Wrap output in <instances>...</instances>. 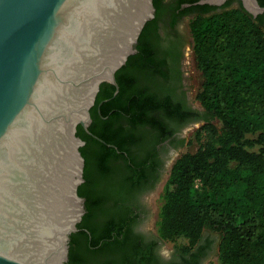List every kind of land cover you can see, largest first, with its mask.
Returning <instances> with one entry per match:
<instances>
[{
    "label": "trees",
    "instance_id": "trees-1",
    "mask_svg": "<svg viewBox=\"0 0 264 264\" xmlns=\"http://www.w3.org/2000/svg\"><path fill=\"white\" fill-rule=\"evenodd\" d=\"M196 1H184L189 3L184 11L198 12L189 21V29L201 77L196 99L204 110V122L193 136L201 142L197 150L182 153L172 164L156 229L163 240L184 239L179 244L183 251L210 230L218 235L217 264H264L263 18L253 17L241 3L230 7L231 0L220 8ZM159 2L153 0L154 18ZM258 2L264 6V0ZM153 20L145 23L139 35L138 53L115 72L118 93L112 97L115 87L101 83L90 108L88 134L77 127V135L88 141V151L86 146L80 148L84 181L78 186L85 213L78 230L70 235L67 264H145L118 239L121 225L115 220V205H105L106 198L113 196L106 150L109 145L120 148L121 143L117 132L109 128V111L125 115L136 104L133 95L129 100L123 98L120 73L134 59L147 58L146 41ZM235 186L241 187L237 194Z\"/></svg>",
    "mask_w": 264,
    "mask_h": 264
},
{
    "label": "water",
    "instance_id": "water-1",
    "mask_svg": "<svg viewBox=\"0 0 264 264\" xmlns=\"http://www.w3.org/2000/svg\"><path fill=\"white\" fill-rule=\"evenodd\" d=\"M239 1L253 17L264 13L257 0ZM154 12L153 0H0V264H67L70 235L85 213L77 125L87 130L101 83L116 95L115 72ZM55 132L70 144L72 207L49 235L30 239L27 216L38 197L31 191L26 200L24 158Z\"/></svg>",
    "mask_w": 264,
    "mask_h": 264
},
{
    "label": "flooded vegetation",
    "instance_id": "flooded-vegetation-1",
    "mask_svg": "<svg viewBox=\"0 0 264 264\" xmlns=\"http://www.w3.org/2000/svg\"><path fill=\"white\" fill-rule=\"evenodd\" d=\"M184 1L187 0H160L158 15L152 18L147 36V58L134 59L120 73L125 86L123 98L129 100L127 97L133 95L136 104L125 115L109 111V128L117 132L121 143L120 148L109 145L106 150L111 166L110 183L115 180L109 192H118L106 198L105 205H115V220L121 225L118 239L128 249L133 248L145 264H211L216 260V233L205 230L190 250L183 251L179 244L159 236L157 214L152 208L188 135L204 122V110L187 78L192 53L189 21L198 12L184 11L189 4ZM227 1L210 6L220 8ZM239 3L231 0L228 5L236 7ZM209 10L213 9H206ZM258 16L264 22V13ZM137 53L136 50L134 54ZM111 86L115 87L108 83L107 88ZM105 101L99 103L98 109ZM91 123L92 118L89 126ZM97 124L102 125L99 121ZM89 126L87 130L81 126L87 134ZM87 142L81 147L86 146L88 151ZM164 251L171 253L170 258L162 255Z\"/></svg>",
    "mask_w": 264,
    "mask_h": 264
},
{
    "label": "bare ground",
    "instance_id": "bare-ground-1",
    "mask_svg": "<svg viewBox=\"0 0 264 264\" xmlns=\"http://www.w3.org/2000/svg\"><path fill=\"white\" fill-rule=\"evenodd\" d=\"M36 147L33 154L24 158L27 166L22 182L28 202L33 199L29 192L38 197L31 203L36 209L27 216L26 223L32 230L30 239L40 240L66 218L72 207L68 193L72 163L68 155L70 144L59 132L43 135ZM21 206L18 200L15 212L20 213Z\"/></svg>",
    "mask_w": 264,
    "mask_h": 264
},
{
    "label": "rangeland",
    "instance_id": "rangeland-1",
    "mask_svg": "<svg viewBox=\"0 0 264 264\" xmlns=\"http://www.w3.org/2000/svg\"><path fill=\"white\" fill-rule=\"evenodd\" d=\"M189 60H190V64H188V77L187 78H188V82H189L190 86L193 89L194 94L196 95V92H197L199 85H200V82H201V77H200L199 71L196 68L193 53H191ZM200 142L201 141H197L196 139H194L193 133L191 132L188 135L187 143L185 145H183V147H182L181 153L194 152L199 147ZM114 181H112L110 184H113ZM240 188H241L240 186H235L233 188L235 194H237L239 192ZM112 192H113V194H112L113 196L117 195V193L115 194V191H112ZM162 193H163V191H161L160 194H158L153 200L152 208H153V211L155 214H158L159 208L163 202ZM156 219H157V217H156ZM183 242H185V240L182 238H179L175 242H172V243L173 244L174 243L180 244ZM211 264H217V261L215 260Z\"/></svg>",
    "mask_w": 264,
    "mask_h": 264
},
{
    "label": "clouds",
    "instance_id": "clouds-1",
    "mask_svg": "<svg viewBox=\"0 0 264 264\" xmlns=\"http://www.w3.org/2000/svg\"><path fill=\"white\" fill-rule=\"evenodd\" d=\"M162 255H163L165 258H170L171 253L168 252V251H164V252L162 253Z\"/></svg>",
    "mask_w": 264,
    "mask_h": 264
}]
</instances>
